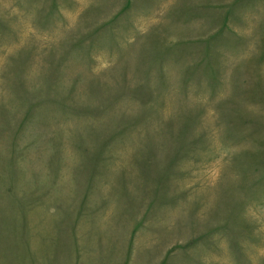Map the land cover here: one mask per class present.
<instances>
[{"label": "rangeland", "instance_id": "374dc122", "mask_svg": "<svg viewBox=\"0 0 264 264\" xmlns=\"http://www.w3.org/2000/svg\"><path fill=\"white\" fill-rule=\"evenodd\" d=\"M0 264H264V0H0Z\"/></svg>", "mask_w": 264, "mask_h": 264}]
</instances>
